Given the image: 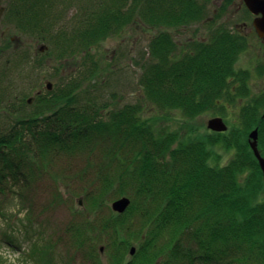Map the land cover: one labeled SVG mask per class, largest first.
Wrapping results in <instances>:
<instances>
[{
    "label": "trees",
    "instance_id": "trees-1",
    "mask_svg": "<svg viewBox=\"0 0 264 264\" xmlns=\"http://www.w3.org/2000/svg\"><path fill=\"white\" fill-rule=\"evenodd\" d=\"M77 1L78 11L66 22L57 9L63 4L65 11L68 0H7L1 24L47 46L38 54L44 59H37L38 68L47 61H67L76 64L78 75L27 105L24 88L30 82L21 76L27 58L11 39L0 41L11 50L0 61V216L10 195L25 209L19 222L25 218L30 228L63 202L60 182H75L81 189L66 196L82 195L84 206L65 232L70 246L89 264H264V184L247 143V134L257 127L264 157V95L242 103L238 124L230 129L181 141L179 132L160 130L138 104L109 109L95 103L94 89L87 90L84 82L98 73L91 56L100 41L130 24L169 28L199 21L204 1ZM230 2L223 0L219 9ZM212 27L205 41L189 42L180 59L172 33L159 30L151 37L139 85L156 108L191 118L223 111L222 97L233 101L248 94V71L234 67L245 37L225 25ZM213 144L234 151L232 157L212 164ZM61 156L71 164L72 157L79 161L73 173L57 165ZM41 174L54 187L47 184L49 196L40 202L43 213L34 216L25 191L43 179ZM123 196L130 199L128 207L113 213L106 200ZM98 244L106 245V255L98 252ZM43 251L33 258L42 263L51 249Z\"/></svg>",
    "mask_w": 264,
    "mask_h": 264
},
{
    "label": "rangeland",
    "instance_id": "rangeland-1",
    "mask_svg": "<svg viewBox=\"0 0 264 264\" xmlns=\"http://www.w3.org/2000/svg\"><path fill=\"white\" fill-rule=\"evenodd\" d=\"M3 1L2 4L5 5L7 0ZM222 1L205 0V10L201 20L196 21L197 23H176L166 28V30L173 34V38L178 44L174 52L177 59H180L182 54L187 51L184 42L187 38L192 37L195 41H205L208 38V32L213 28V24L225 25L231 31H240L246 39V47L238 53L234 67L248 71L247 85L249 92L245 97L237 98L233 101L222 97L220 102L224 108L223 111L210 110L191 118L183 116L178 110L156 108L144 96L143 90L139 85V77L141 73L140 65L148 55V42L160 29H158L159 26L150 27L137 23L130 24L117 34L103 39L93 47L91 59L97 64L98 73L93 77V80H84L86 84H89L87 90L90 89V92H92L94 89V96L91 100L97 104L106 103L109 109H116L125 104H138L142 107L143 115L154 117L152 119L155 120L160 130L179 132L181 141L205 139V135L217 132L207 128V121L213 117L222 118L226 125V130L230 129L234 124L237 125L240 105L249 102L254 97L264 95V42L256 35L251 24L253 16L246 10L241 0H230L231 2L233 1L232 4L230 2L225 9H219ZM67 3L70 4L65 11L62 7L63 4H60L57 9V13L62 10L61 21L66 22L73 20V16L80 6V2L77 0H68ZM2 32H6V34L4 36L0 35V41L5 38L11 39L14 41L13 44H15L16 48H19L18 50L25 57H28L27 72L22 76L30 82L24 88L25 96H31L34 91L43 88L45 80L51 81L53 87H55L78 75L76 64L67 61H64L61 65L53 61H47L46 64H42L43 67L41 69L38 68L39 66L35 64L37 62L36 59L44 61L43 58L38 56L41 53L39 47L42 42L37 40L36 37L18 34L11 24H1L0 34ZM8 47L0 44V61L7 56H11V50ZM1 54H4V57ZM84 61L86 62V59ZM79 63L81 62L79 61ZM86 65L91 66V63L87 62ZM82 66H85V64ZM59 70H62L60 77L57 75ZM80 77L81 75L78 76V78ZM263 109L264 106L260 109L261 117H264ZM2 118L3 116L0 117L1 128L3 127ZM211 146L210 162L212 164L226 163L234 153V151H226L217 144ZM98 154L99 152L96 151L95 156ZM71 160L74 164L69 163L66 157L61 156L57 161V165L63 166V171L73 173L79 161L74 157ZM53 166L56 167L55 164ZM68 176H72V174ZM42 177L41 181L31 186V190L25 191L28 202L32 203V206L29 205V214L30 210H32L34 216L43 213L41 211L42 208H40V202L44 195L49 196L47 184H49L48 189H53L54 187L53 182L46 175L41 174L40 178ZM73 183L75 182H60L59 191L63 195V202L56 205L51 211L49 210L45 217L44 215L39 216L37 224L30 228L25 227V218L23 219V224L18 220V218L24 216L25 209H22L17 198L8 196V200L5 203L6 211L4 210L3 216H0V264H35L31 255L32 247L35 246L38 250H41L50 243L51 239L56 240L55 238L58 236L61 242H53L51 258L45 264L67 263L71 256L66 252L67 235L61 228L63 225L68 224L71 219L73 220V217L78 218L80 214L76 213V211H80L84 206V199H79L82 195H74L73 199H69L66 196L67 192L81 189L78 186L79 183L77 185ZM78 199L81 204H79ZM111 201L112 199L106 200V203L109 205ZM103 245L102 254L104 256L106 255V245ZM71 254L72 259L76 260L78 264H89L77 251ZM69 264H73V261L71 262L70 260Z\"/></svg>",
    "mask_w": 264,
    "mask_h": 264
},
{
    "label": "water",
    "instance_id": "water-1",
    "mask_svg": "<svg viewBox=\"0 0 264 264\" xmlns=\"http://www.w3.org/2000/svg\"><path fill=\"white\" fill-rule=\"evenodd\" d=\"M243 3L245 4L246 8L255 16L252 20V25L255 29V32L259 38L262 39L264 42V0H243ZM2 11V8H0V13ZM44 46L40 47V51L44 50ZM46 87L48 89L51 88V82L46 80L45 82ZM28 103L32 101V98H28ZM263 115H264V109H263ZM207 128L212 131H225L226 125L223 122L222 118L220 117H213L207 121ZM247 141L248 145L257 160L262 181L264 184V157L261 156L260 151L257 146V128H254L251 130L247 135ZM130 200L128 197L123 196L116 200H113L110 202V209L117 213H123L125 209L127 208ZM101 250V249H100ZM133 252V248H131L130 253Z\"/></svg>",
    "mask_w": 264,
    "mask_h": 264
},
{
    "label": "flooded vegetation",
    "instance_id": "flooded-vegetation-1",
    "mask_svg": "<svg viewBox=\"0 0 264 264\" xmlns=\"http://www.w3.org/2000/svg\"><path fill=\"white\" fill-rule=\"evenodd\" d=\"M2 1L3 0H0V7H2L3 8V10H2V12H1V15H0V25H1V19H2V17H3V14H4V12H5V10H6V6H7V3H5V5L4 4H2ZM201 1V0H200ZM202 1H204L205 2V0H202ZM242 1V0H241ZM4 2V1H3ZM233 3V1L231 2V4ZM205 4V3H204ZM230 4V5H231ZM190 22H194V21H190ZM189 22V23H190ZM252 22V21H251ZM197 23V22H196ZM193 24H195V23H193ZM243 24H245V23H243ZM166 26H164V25H159V28L158 29H160V30H166ZM240 32V31H239ZM241 33V32H240ZM244 33V32H243ZM6 34V32H2L0 35L1 36H4ZM208 34H209V32H208ZM242 34V33H241ZM245 34V33H244ZM171 36H172V39L174 40V42L177 44V42L175 41V39L173 38V34H171ZM187 40V41H186ZM184 42H185V44H186V48H187V50H188V43L189 42H191V41H193V39H192V37H190V38H187ZM178 45V44H177ZM182 45V44H181ZM39 49H40V47H39ZM44 50H45V48H44ZM44 50L43 51H40L41 53L42 52H44ZM186 52V51H185ZM35 59V58H34ZM36 61H38L37 59H36ZM46 84H45V81H44V84H43V88H41V89H37L36 91H34L32 94H31V96H27L26 98H25V101H26V104L27 105H31L34 101H35V99H36V97L37 96H39V95H42L45 91H46ZM28 98H32V101L30 102V103H28Z\"/></svg>",
    "mask_w": 264,
    "mask_h": 264
}]
</instances>
